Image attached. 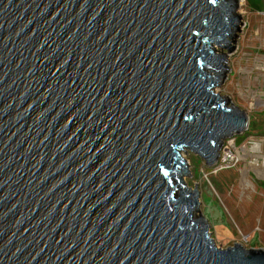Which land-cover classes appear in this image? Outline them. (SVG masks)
<instances>
[{"label":"water","instance_id":"1","mask_svg":"<svg viewBox=\"0 0 264 264\" xmlns=\"http://www.w3.org/2000/svg\"><path fill=\"white\" fill-rule=\"evenodd\" d=\"M238 5L0 0V264H264L183 179L248 129L216 92Z\"/></svg>","mask_w":264,"mask_h":264},{"label":"rangeland","instance_id":"2","mask_svg":"<svg viewBox=\"0 0 264 264\" xmlns=\"http://www.w3.org/2000/svg\"><path fill=\"white\" fill-rule=\"evenodd\" d=\"M257 1L259 9L243 0L235 10L245 25L227 58L231 71L216 87L249 118L248 129L225 139L219 152L227 147L234 159L209 167L195 153H183L190 174L183 175L185 185H198L199 211L220 248L241 243L264 249V16L258 14L264 0Z\"/></svg>","mask_w":264,"mask_h":264},{"label":"built area","instance_id":"3","mask_svg":"<svg viewBox=\"0 0 264 264\" xmlns=\"http://www.w3.org/2000/svg\"><path fill=\"white\" fill-rule=\"evenodd\" d=\"M258 14H259L260 16H264V11H259ZM223 152H224V154H223V155H220L218 162H219V161H220V162H230V161H233L234 156H233V154L231 153V151H229V149H227V147H225V148L223 149Z\"/></svg>","mask_w":264,"mask_h":264},{"label":"trees","instance_id":"4","mask_svg":"<svg viewBox=\"0 0 264 264\" xmlns=\"http://www.w3.org/2000/svg\"><path fill=\"white\" fill-rule=\"evenodd\" d=\"M248 6L251 7L252 10L259 9V3L257 0H247Z\"/></svg>","mask_w":264,"mask_h":264},{"label":"bare ground","instance_id":"5","mask_svg":"<svg viewBox=\"0 0 264 264\" xmlns=\"http://www.w3.org/2000/svg\"><path fill=\"white\" fill-rule=\"evenodd\" d=\"M243 0H237V2L240 4ZM188 162V161H187ZM260 175V174H259Z\"/></svg>","mask_w":264,"mask_h":264}]
</instances>
